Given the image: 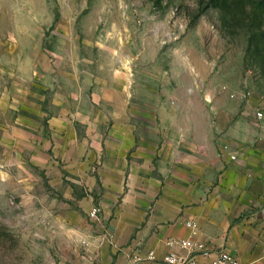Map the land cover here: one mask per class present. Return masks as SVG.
I'll return each mask as SVG.
<instances>
[{
	"label": "crops",
	"instance_id": "1",
	"mask_svg": "<svg viewBox=\"0 0 264 264\" xmlns=\"http://www.w3.org/2000/svg\"><path fill=\"white\" fill-rule=\"evenodd\" d=\"M103 70L28 143L29 163L56 193L86 217L101 210L104 264H163L181 252L170 240L190 238L188 222L200 229L196 240L264 264V152L252 106L230 98L210 68L170 67L159 90L151 76L131 82L120 67ZM9 74L0 67V79ZM15 93L0 102L17 104ZM0 126L7 159L18 134L12 120Z\"/></svg>",
	"mask_w": 264,
	"mask_h": 264
},
{
	"label": "rangeland",
	"instance_id": "2",
	"mask_svg": "<svg viewBox=\"0 0 264 264\" xmlns=\"http://www.w3.org/2000/svg\"><path fill=\"white\" fill-rule=\"evenodd\" d=\"M109 65L158 90L170 67L210 68L230 98L252 91L253 111L264 101V0H0V67L13 77L0 96L16 89L18 101L0 102V125L18 134L7 159L0 145V264L105 263L104 232L29 163L28 142Z\"/></svg>",
	"mask_w": 264,
	"mask_h": 264
},
{
	"label": "built area",
	"instance_id": "3",
	"mask_svg": "<svg viewBox=\"0 0 264 264\" xmlns=\"http://www.w3.org/2000/svg\"><path fill=\"white\" fill-rule=\"evenodd\" d=\"M237 95H232L235 98ZM252 91L244 90L240 95V99L248 105H251ZM253 118L256 127L260 131L259 141L262 144V150L264 152V101L253 110ZM223 155H229L230 159L235 160V156L232 155L230 147L228 145L223 146ZM101 210L95 208L91 212V217L95 221L100 222L99 214ZM264 213V212H263ZM187 227L191 230L189 239L186 240H170L168 245L170 247H177L181 252L171 251L163 259V264H200L199 259L203 258L209 260L210 264H242L239 257L228 251L221 249H214L210 244L196 240V237L200 234V229L196 223L188 222ZM148 260H154V253H151Z\"/></svg>",
	"mask_w": 264,
	"mask_h": 264
}]
</instances>
